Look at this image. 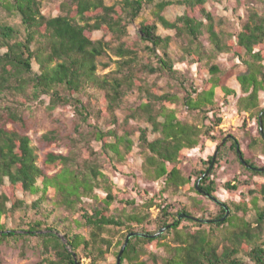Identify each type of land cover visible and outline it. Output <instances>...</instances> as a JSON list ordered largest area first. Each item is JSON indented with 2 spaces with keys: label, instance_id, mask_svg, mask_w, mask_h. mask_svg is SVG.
Instances as JSON below:
<instances>
[{
  "label": "trees",
  "instance_id": "1",
  "mask_svg": "<svg viewBox=\"0 0 264 264\" xmlns=\"http://www.w3.org/2000/svg\"><path fill=\"white\" fill-rule=\"evenodd\" d=\"M174 5L183 13L169 20L165 12ZM146 9L153 18L139 21L138 31L130 37L129 27ZM5 14L17 17L19 23L3 20ZM239 21V28L221 37L215 31V12L208 8V0H115L111 5L106 0H62L56 16L43 13L42 0H0V254L4 246L22 242L23 255L25 246H35L41 257L37 264H75L73 252L79 264L83 258L100 264L113 254L117 258L128 234L152 235L171 225L156 238L133 236L121 264H148L142 259L145 255L153 256L155 263L160 259L161 264H264V184L249 191L259 196L252 203L220 205L195 189L201 180L200 188L216 195V176L227 153L234 155L243 171L264 176L261 167L246 157L240 139L231 134L236 139H228L219 149L212 169L213 155L201 161L193 174L183 173L191 150L203 148L205 139L223 141L228 135L219 129L222 118L217 115V98L227 103L236 91L227 86L229 71L214 63L219 53H229L233 63L237 59L235 64L245 68L238 75L242 94L238 108L258 120L255 144L264 146V107L260 104L264 15L250 10ZM159 24L175 31L178 50H173L171 36L159 32ZM97 31L113 39L94 40ZM143 48L148 52L145 59L140 55ZM107 49L120 57V66L116 75L102 78L97 74L98 58ZM187 62L198 68L201 91L177 67ZM154 76L170 78V87L177 85L185 96L151 92L147 82ZM133 93L142 98L129 118L146 117L150 125L141 130L139 139L145 171L162 183L157 196L150 197L145 191L147 198L139 205L134 198L124 197L106 163L120 170L117 164L125 165L132 155L134 141L127 132L119 133L116 112ZM46 98L50 99L47 112L69 106L74 123L73 132L67 135L69 152H48L39 166L24 115L30 112L33 116L35 106L45 105ZM181 100L191 115L203 118L200 125L185 120L178 110ZM128 122L126 118L122 125ZM150 131L157 137L151 140ZM58 132L45 134L42 146L59 142ZM87 135H94L99 151L89 146ZM237 144L249 167L241 162ZM245 185L248 182L236 176L225 183V190L233 192ZM168 191L196 192L215 208H205L201 201L192 208L178 206L172 196L165 197ZM182 213L211 222L178 220ZM118 235L121 239L116 243ZM151 247L164 249L166 255L150 252Z\"/></svg>",
  "mask_w": 264,
  "mask_h": 264
},
{
  "label": "rangeland",
  "instance_id": "2",
  "mask_svg": "<svg viewBox=\"0 0 264 264\" xmlns=\"http://www.w3.org/2000/svg\"><path fill=\"white\" fill-rule=\"evenodd\" d=\"M61 1L62 0H42L43 13L47 16L58 15L60 13ZM114 1L115 0H106L109 5L113 4ZM208 8L215 12V31L219 33L221 37H224V34L229 32L233 33V31L240 27L239 16L246 17L250 10H258L264 15V0H240V2L238 0H208ZM182 13L183 9L174 5L167 9L165 16L169 20H174ZM152 18L153 16L151 14V10L146 9L142 16L129 27L130 37H133V35H135L138 31L137 23L139 21ZM2 19L9 23H19L17 17L7 16L6 14L3 15ZM158 30L163 35L171 36L173 40V50H178L176 46L175 31L166 30L160 24ZM103 38L107 41H111L113 39L112 35L106 36L101 31H97L93 34L94 40ZM203 42L208 49L212 47L207 37H204ZM140 55L143 59L148 57L147 50L143 48ZM119 60L120 57H118L114 51L107 49L106 53L98 58L97 74L102 78L106 75H116L120 66ZM214 63H219L223 69H226L225 71H229L231 76L227 80V86L236 91V95H231L227 98V103L219 97L217 98L219 105L218 110L216 111L217 115L222 118V123L219 129L226 134L228 133V135L234 133V135L240 139L242 149L246 157L253 160L259 167H261L260 169H264V146L263 144H255V140H259L258 120L256 118H251L250 115L245 112L239 111L238 108L239 98L242 96L241 86L238 82V75L239 73L244 72L245 68L243 66L236 65L239 63V60L237 59H235V62L233 63L232 56L229 53H219ZM177 67H179L180 70H184L188 74V77L195 83L196 87L199 88L200 91L203 89V81L199 77L198 68L195 64H190V62L179 63ZM33 68L35 71H38V64L34 62ZM171 82L173 81L170 78L154 76L150 78L147 83L151 92H156L159 95H162L168 91H172L179 95L182 99L183 96H185V92L177 85H174L173 88H171ZM141 98L142 97L139 96V94L133 93L129 98L128 104H124V106L116 112L119 120V133L124 135L127 132L130 138L134 141L135 146L133 148L132 155L129 156L125 165L117 164L120 170L112 169V164L108 161L106 162L108 164L107 168H110L113 171L116 185L125 192L124 197L134 198L137 205L143 204L146 200L147 196L144 194L145 191L149 193L150 197H154L157 196L162 189L161 181H154L147 176L144 167L145 155L139 146L141 130L146 127H150V125L147 123L146 117H136L134 119L129 118L132 110H136L140 104ZM144 98H146V95H144ZM260 104L261 107H264V92L260 93ZM48 105H50V99L46 98L45 105L35 106V113H33V116L30 112H25L24 115L27 121L26 132L31 138V146L35 150L39 166H42L45 155L48 152L68 153L70 149L68 147L70 146V142L67 139V135L69 132H73L74 114L69 106H58L56 107V110L50 114L46 110V106ZM186 109L188 108L184 105L183 100H181L179 102L178 110L185 115V120L199 125L203 122V118L201 116H193ZM209 115L211 118L213 117V113H209ZM126 118L129 119V122L122 125ZM110 128L111 126L106 125V129ZM54 129L59 131L58 135L61 140L44 148L41 144L42 137ZM149 136L151 140L157 137L153 131H150ZM235 136L233 137L236 139ZM87 139H89V146L92 149L95 151L100 150V144L94 140V135L93 138L87 135ZM204 142L205 146L203 148L198 147L188 153V157L183 164V173L185 175L193 174L196 170H199L201 167V161L206 160L209 156L213 155L215 153V149L222 141L205 139ZM84 153H86L85 155L87 156V150H84ZM224 158L223 164L218 170V174L216 176V186L218 191L215 196L223 204L224 202L230 201H246L252 203L255 196H259H251L249 191L256 189V184H264V176H252L251 174L243 171L239 163L235 160L233 154L227 153L224 155ZM102 159L104 160L105 158L103 157ZM53 173L54 172H49V174ZM236 176L242 181H247L249 185H245L243 187L239 186V188L233 192L225 190V183ZM171 196L177 201L178 206H187L192 208L197 201H201L205 208H210L211 210L215 208L214 204L205 198L206 196L202 197L196 192L185 193L183 191H179L173 193L172 191H168L165 194L166 198ZM258 202L260 206L263 205L259 198ZM117 205L120 208L122 207L119 203ZM152 211L155 212V209L153 208ZM120 239L121 235H118L115 242L117 243ZM173 245L175 244L173 243ZM33 247L35 248V246ZM23 248L24 246L22 242L16 246H4L0 254V264H37L40 261L41 257L37 250H34V248H30L29 246H25V253L23 255ZM149 251L159 256L166 255L164 249L151 247ZM219 252H222V246L220 247ZM142 259L147 261L148 264H161L160 259L158 260V263H155L153 256L151 255H145ZM116 260L117 258L113 254L106 262H102L100 264H116ZM82 262L83 264H91V260L88 258H83Z\"/></svg>",
  "mask_w": 264,
  "mask_h": 264
},
{
  "label": "water",
  "instance_id": "3",
  "mask_svg": "<svg viewBox=\"0 0 264 264\" xmlns=\"http://www.w3.org/2000/svg\"><path fill=\"white\" fill-rule=\"evenodd\" d=\"M262 114H263V113H262ZM262 114H261L260 117H259V123H260V131H261V133H263ZM228 139H234V137L231 136V135H228V136H227V137H226V138H225V139H224V140L218 145V147L215 149V153L213 154V160H212L213 163L210 165L209 170L212 169V167H213V165H214V162L216 161V158H217V155H218V152H219L218 149L222 148V147L225 145V143L228 141ZM237 152H238V155H239V158H240L241 162H242L244 165H246V166L249 167V165L246 164V161H245V159H244V157H243V155H242V151H241V148H240V145H239V144H237ZM209 170L205 173V175L208 174ZM260 170H261V171H264V169H260ZM203 177H204V176H203ZM200 183H201V180H198V181L196 182V188H195L200 194H204L205 196L209 197L210 199H212V200L215 201L216 203H218V204H220V205H224V204H223L222 202H220L216 197H214L213 194L210 195V194L205 193V192L203 191V189L200 188ZM229 212H230V211L228 210L226 216L229 214ZM226 216H224L221 220H224V219L226 218ZM183 218H188V219H191V220L196 221V222H205V223H209V222H211V220H203V219H199V218H197V217H194V216H191V215H186V214H183V213L180 214V215L177 217L178 220H181V219H183ZM170 226H171V225H168V226H166V227H163V228L160 229L158 232H156L155 234H152V235H150V234H146V233H140V232H133V233L128 234L127 237H126V240H125V242H124V244H123V246H122V248H121V250L119 251V254H118V256H117V260H116V264H121L122 255H123V253H124V251H125V249H126L128 243H129L130 239H131L133 236H141V237L156 238V237H159L160 235H162L163 233H165V231H166ZM60 238L62 239V241H63V243H64L65 245H68V242H67L66 238H65L63 235H60ZM69 250L72 251V249H71L70 247H69ZM73 258H74L75 264H79V259H78V256H77V254H76L75 252H73Z\"/></svg>",
  "mask_w": 264,
  "mask_h": 264
}]
</instances>
